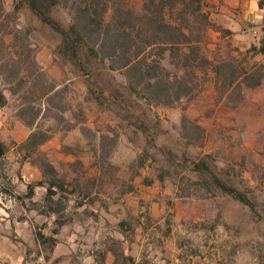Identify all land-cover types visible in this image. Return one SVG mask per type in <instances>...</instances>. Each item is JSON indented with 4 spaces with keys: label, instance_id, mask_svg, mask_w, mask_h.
Masks as SVG:
<instances>
[{
    "label": "rangeland",
    "instance_id": "374dc122",
    "mask_svg": "<svg viewBox=\"0 0 264 264\" xmlns=\"http://www.w3.org/2000/svg\"><path fill=\"white\" fill-rule=\"evenodd\" d=\"M131 2L139 6L138 0ZM206 10L212 21V11ZM50 15L62 23L70 20L68 7L56 6ZM212 23L208 40L212 39L210 31L219 36L213 37L215 44L206 46L210 59L233 55L247 66L264 65V59L238 48L226 28ZM0 29L5 60L17 58L15 52L18 55L20 46L27 44L21 53L45 72L20 87L11 82L8 68L0 64V89L6 99L3 111L8 121L18 119L25 125L32 121L30 127L37 139L45 136L41 143H54L45 151L38 148L40 143L32 146L26 140L22 145L48 178L58 177L48 164L50 160L74 159L70 168L83 172L80 161L83 157L88 161L90 156V161L100 163L106 187L113 192L125 188L126 172L130 176L144 173L145 182L156 175L175 200L208 213L206 221L211 224L218 218L230 239L226 246L237 254L236 264H264V80L256 87L241 84L228 98L221 92L226 88L224 81L216 82L214 73L203 67L191 94L171 104H156L128 90L124 70L100 68L95 80L73 74L56 54L58 33L40 21L25 0L0 1ZM163 64L174 69L168 53ZM53 83L57 84L56 93L42 97ZM51 97L56 107L44 109V101ZM82 147L96 154L82 153ZM201 160L209 169L194 171L193 163ZM217 179L242 193L248 203L225 192ZM89 185L92 181L84 175L82 193H87ZM96 186L98 190L102 184Z\"/></svg>",
    "mask_w": 264,
    "mask_h": 264
},
{
    "label": "crops",
    "instance_id": "0c3cea01",
    "mask_svg": "<svg viewBox=\"0 0 264 264\" xmlns=\"http://www.w3.org/2000/svg\"><path fill=\"white\" fill-rule=\"evenodd\" d=\"M206 2L212 21L228 30L238 48L259 47L264 2ZM210 36L208 46L219 33ZM250 52L264 59V53ZM3 110L0 105V264H236L218 213L215 224L209 223L208 213L175 200L156 175L145 182L144 173L126 172L125 188L113 192L91 156L80 161L83 172L70 168L74 159L50 160L58 177L48 178L22 146L32 128L8 121ZM51 142L38 148L45 151ZM81 152L96 154L89 147ZM84 175L92 181L86 194Z\"/></svg>",
    "mask_w": 264,
    "mask_h": 264
},
{
    "label": "trees",
    "instance_id": "16d2710c",
    "mask_svg": "<svg viewBox=\"0 0 264 264\" xmlns=\"http://www.w3.org/2000/svg\"><path fill=\"white\" fill-rule=\"evenodd\" d=\"M138 1L139 6L134 7L131 0H25L32 13L58 33L60 41L56 54L73 74L95 80V71L100 68L124 70L128 90L147 102L171 104L187 97L193 92L195 79L203 67L214 73L216 82L224 81L226 88L221 92L228 98L241 84L254 87L264 80V65L253 63L247 66L233 55L219 60L206 55L208 30L214 26L206 10V0ZM59 5L69 8L68 23L50 15L51 10ZM4 46L5 40L0 35V64L8 68L11 82L24 87L30 77L35 79L45 75L36 61L26 60L25 54L21 53H25L27 44L20 46L18 55L15 52L17 58L9 56L6 60ZM250 50L264 53V37L258 48L252 45L247 51ZM167 53L173 70L163 64ZM56 87L57 84L53 83L42 97L56 93ZM5 102L0 89V105ZM44 104V109L57 105L53 97ZM26 124L33 123L27 121ZM46 139L45 136L37 139L36 133L31 132L26 143L35 146ZM193 164L194 171L209 169L205 160ZM212 176L216 178L214 174ZM217 184L234 198L248 203L234 187L218 179Z\"/></svg>",
    "mask_w": 264,
    "mask_h": 264
}]
</instances>
